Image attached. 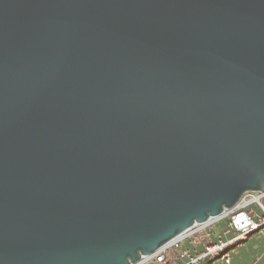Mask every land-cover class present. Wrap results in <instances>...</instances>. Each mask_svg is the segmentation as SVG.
Listing matches in <instances>:
<instances>
[{"label":"water","instance_id":"1","mask_svg":"<svg viewBox=\"0 0 264 264\" xmlns=\"http://www.w3.org/2000/svg\"><path fill=\"white\" fill-rule=\"evenodd\" d=\"M246 192L264 0H0V264L134 263Z\"/></svg>","mask_w":264,"mask_h":264},{"label":"built area","instance_id":"2","mask_svg":"<svg viewBox=\"0 0 264 264\" xmlns=\"http://www.w3.org/2000/svg\"><path fill=\"white\" fill-rule=\"evenodd\" d=\"M264 192H246L217 218L194 224L159 250L130 264H231L237 245L252 234H264ZM228 219L222 228L218 223ZM254 264V262H253Z\"/></svg>","mask_w":264,"mask_h":264},{"label":"trees","instance_id":"3","mask_svg":"<svg viewBox=\"0 0 264 264\" xmlns=\"http://www.w3.org/2000/svg\"><path fill=\"white\" fill-rule=\"evenodd\" d=\"M228 219L220 221L217 227L225 226ZM250 242L247 245V242ZM264 237L256 232L252 234L247 240L241 242L235 247L232 253L231 264H264ZM246 262V263H245Z\"/></svg>","mask_w":264,"mask_h":264},{"label":"rangeland","instance_id":"4","mask_svg":"<svg viewBox=\"0 0 264 264\" xmlns=\"http://www.w3.org/2000/svg\"><path fill=\"white\" fill-rule=\"evenodd\" d=\"M216 227H217V225L215 226V228H216ZM262 236L264 237V234H263ZM249 237H250V236H249ZM249 237H248V238H249ZM249 244H250V242L248 241V242H247V245H249ZM263 248H264V247H263ZM245 263H246V262H245ZM250 264H251V263H250Z\"/></svg>","mask_w":264,"mask_h":264},{"label":"crops","instance_id":"5","mask_svg":"<svg viewBox=\"0 0 264 264\" xmlns=\"http://www.w3.org/2000/svg\"><path fill=\"white\" fill-rule=\"evenodd\" d=\"M235 250V249H234ZM253 264V263H252Z\"/></svg>","mask_w":264,"mask_h":264}]
</instances>
